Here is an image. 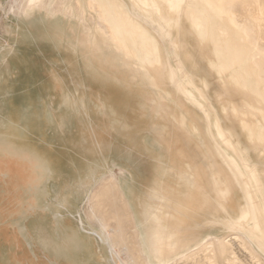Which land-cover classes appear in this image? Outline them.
<instances>
[{
    "label": "bare ground",
    "instance_id": "obj_1",
    "mask_svg": "<svg viewBox=\"0 0 264 264\" xmlns=\"http://www.w3.org/2000/svg\"><path fill=\"white\" fill-rule=\"evenodd\" d=\"M89 2L19 5L17 27H6L14 50L1 68H17L21 79L16 86L0 79V133L13 144L42 148L49 159L96 152L86 141L102 138L105 145L96 149L103 155L116 148L114 137L127 156L141 147L139 165L148 153L165 155L172 168L164 171L157 156L148 186L126 168L100 181L106 202L95 205L104 214L96 218L111 226L112 246L133 264H243L233 249L240 240L264 259V0H97L105 7H86ZM88 15L156 94L69 89L57 56L70 51L59 41L58 19L78 20L90 32ZM187 24L211 51L219 90L188 53ZM39 25L43 43L35 45Z\"/></svg>",
    "mask_w": 264,
    "mask_h": 264
},
{
    "label": "rangeland",
    "instance_id": "obj_2",
    "mask_svg": "<svg viewBox=\"0 0 264 264\" xmlns=\"http://www.w3.org/2000/svg\"><path fill=\"white\" fill-rule=\"evenodd\" d=\"M14 1H18V3ZM27 1L0 0V76L1 74L4 76V79H2L3 76L0 79L6 80V84L9 80L15 86L17 85V81L21 79L18 69L6 67L2 70L1 64L7 59V52L14 50L13 40L11 39L13 37L9 36L10 33L8 31L10 28L17 27L18 21L16 19L18 13L21 7H25ZM19 5L22 6L20 7ZM11 7L15 8L13 14H11L12 11L10 9L14 10V8ZM9 11H11L10 14H8ZM13 15H16L15 18ZM88 16L89 26L91 28L90 32H87L83 25L79 24L78 20L74 19L71 22H62V18L58 19L62 28V38L59 41L64 44L63 49L69 50L70 54L69 57L63 55L57 57L62 66H64L63 70L67 77V80L64 81H68L69 89L74 92L77 88L81 89L84 86H86L85 90L87 91L88 89L96 90L99 86L107 89L110 87V90L120 91L119 95L128 96L127 94H130L136 98L156 94L152 89L150 90L151 86L148 84V80L144 75L135 68L127 66L123 57L105 42L102 32L97 30V22L92 23L90 21V15ZM9 26V29L6 28ZM186 26L187 29L184 32V36L187 37V41L191 45L188 53L194 54L196 63L201 69V74L211 81L213 91L219 90L221 84L218 82L215 72L211 70L208 63V60L212 56L210 49L204 48L205 46L201 45L192 31H190L188 24ZM6 33L9 34L7 35ZM44 33V29L40 25L37 26V37L36 40L34 39L36 41L35 45L43 43L42 37ZM72 64L73 67H71ZM187 66H191L190 62L187 63ZM35 69L37 71V68ZM32 79L31 81H37V76L35 79ZM163 87L170 92L171 87L167 82L163 84ZM45 96H51L50 100L55 101L53 94ZM100 185L101 183L99 182L91 195L87 215L92 225L99 228L102 226L101 229L103 231L106 230L105 233H108L107 235L109 236L113 234L111 226L108 228L109 224L104 220L99 221L98 218L104 214L101 215L98 213L97 215L98 211H96L98 210L96 207L99 208L101 203L106 202L104 200L106 192L104 190L105 194L102 193L103 191L100 190ZM0 186V213L4 214L0 215V224L5 223L6 226L8 224L12 226V224L24 223L28 229H37V146L28 145V147H25L15 143L13 144L8 139V134L0 133ZM98 203L100 204L97 206ZM11 214L16 215L13 216ZM96 215L99 217L96 218ZM102 217L104 219V216ZM91 219H96L98 223H95V225L94 221L96 220L91 221ZM104 225L107 227H104ZM241 241H239L240 243L236 242L239 244L233 246L234 253L240 258L238 259L244 261V263L241 261L243 264H258L259 262L261 264L262 258L258 257L256 259V255L250 254L251 252L248 251V246H245L247 242L243 240L246 243H242ZM239 245L242 247H239ZM112 248L114 250L112 254L118 257L119 264H133L129 258L125 257V251L122 247L119 248L113 245Z\"/></svg>",
    "mask_w": 264,
    "mask_h": 264
},
{
    "label": "crops",
    "instance_id": "obj_3",
    "mask_svg": "<svg viewBox=\"0 0 264 264\" xmlns=\"http://www.w3.org/2000/svg\"><path fill=\"white\" fill-rule=\"evenodd\" d=\"M85 130L81 129V135H87ZM102 139L86 141L96 152L79 154L73 150L66 158L57 154L49 159L37 147V229H28L24 223L0 224V264H119L107 233L88 219L94 189L119 168H126L129 175L135 174L148 186L152 179L149 169L155 170L159 158L166 165L164 171L172 167L161 153H157L159 158L148 153L150 160L137 164L136 155L141 147L127 156V149H122L116 137L111 139L116 148L101 155L96 146L105 145Z\"/></svg>",
    "mask_w": 264,
    "mask_h": 264
},
{
    "label": "snow or ice",
    "instance_id": "obj_4",
    "mask_svg": "<svg viewBox=\"0 0 264 264\" xmlns=\"http://www.w3.org/2000/svg\"><path fill=\"white\" fill-rule=\"evenodd\" d=\"M39 3V0H36ZM175 6H180L179 4ZM86 7H105L103 4H99L97 0H90V2L86 5ZM42 171H46V169H42ZM261 264H264V259L261 260Z\"/></svg>",
    "mask_w": 264,
    "mask_h": 264
}]
</instances>
